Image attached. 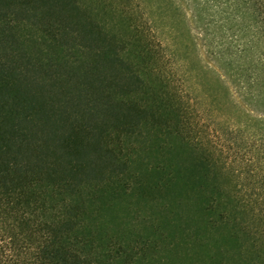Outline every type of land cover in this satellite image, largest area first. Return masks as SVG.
<instances>
[{"label":"trees","instance_id":"16d2710c","mask_svg":"<svg viewBox=\"0 0 264 264\" xmlns=\"http://www.w3.org/2000/svg\"><path fill=\"white\" fill-rule=\"evenodd\" d=\"M0 264H264V0H0Z\"/></svg>","mask_w":264,"mask_h":264},{"label":"rangeland","instance_id":"374dc122","mask_svg":"<svg viewBox=\"0 0 264 264\" xmlns=\"http://www.w3.org/2000/svg\"><path fill=\"white\" fill-rule=\"evenodd\" d=\"M184 8H185L186 11L189 12V14L193 13V8H191V7H184ZM195 31H197V30H195Z\"/></svg>","mask_w":264,"mask_h":264}]
</instances>
